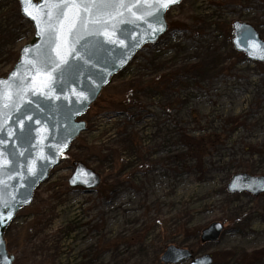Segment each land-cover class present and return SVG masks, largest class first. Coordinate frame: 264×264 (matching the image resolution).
Returning <instances> with one entry per match:
<instances>
[{"label": "rangeland", "instance_id": "1", "mask_svg": "<svg viewBox=\"0 0 264 264\" xmlns=\"http://www.w3.org/2000/svg\"><path fill=\"white\" fill-rule=\"evenodd\" d=\"M166 20L6 231L13 264H164L169 246L264 264V194L227 190L239 173L264 177V63L233 44L236 21L264 41V0H182ZM35 40L19 3L0 0V78ZM79 166L96 188L70 185ZM215 222L219 240L201 243Z\"/></svg>", "mask_w": 264, "mask_h": 264}, {"label": "water", "instance_id": "2", "mask_svg": "<svg viewBox=\"0 0 264 264\" xmlns=\"http://www.w3.org/2000/svg\"><path fill=\"white\" fill-rule=\"evenodd\" d=\"M16 1L21 15L33 25L36 40L21 48L11 72L0 78L6 82L0 85V201L14 209L10 218L8 208L0 212L4 218L0 223V264H13L6 231L19 211L32 204L36 190L48 181L73 142L87 130L82 118L113 77L146 45L157 43L167 33L166 14L182 2L176 0L161 10L156 0H119L91 8L87 22L82 23L83 9L77 4L32 0L28 8L34 20L24 12L21 0ZM65 7L64 19L58 23L57 13ZM97 10L100 14L93 15ZM233 29L235 49L252 61L264 63V41L256 29L239 21L234 22ZM25 48L32 50L27 57ZM22 58L23 67L13 77ZM99 183V176L84 166H79L70 180L71 186L89 190ZM227 189L231 194L246 192L258 197L264 194V177L239 173ZM223 230L221 223H212L202 231L201 242H217ZM161 262L213 264V259L208 254L195 257L190 250L169 246Z\"/></svg>", "mask_w": 264, "mask_h": 264}, {"label": "snow or ice", "instance_id": "3", "mask_svg": "<svg viewBox=\"0 0 264 264\" xmlns=\"http://www.w3.org/2000/svg\"><path fill=\"white\" fill-rule=\"evenodd\" d=\"M32 0H21L22 5L24 6L23 10L24 12L29 15L32 16V18L35 20L36 17L33 15V12L29 11L28 5L31 4ZM46 3H59V4H64L66 6H71L72 4H77L80 7H82L83 9V13L84 15L80 18L82 23H86L87 19H88V14L90 12V9L95 7L96 5H101V4H112V3H118L119 0H45ZM176 2V0H156V3L158 4V6L160 7L161 10L167 8V6L171 3ZM35 7V6H33ZM67 11V7L61 9L58 13H57V22L60 23L63 21L64 19V14ZM50 14V13H49ZM100 12L99 10H97V12L93 13V15H99ZM40 25L39 23H37V28L39 29ZM50 28L55 27V25H49ZM162 30V28H161ZM38 35H39V31H38ZM51 35V34H50ZM246 39V37H245ZM32 50L29 48H25L24 49V55L25 57L28 56V54L31 52ZM24 64V60L22 58L21 60V64L18 66L17 70L15 72L12 73V76L15 77L18 72L20 71V68L23 67ZM6 82L3 80H0V85L5 84ZM4 208H8V217H11V212L12 210H14L13 208L9 207L8 205L4 204L2 201H0V212L3 211ZM4 222V218L3 215H0V223Z\"/></svg>", "mask_w": 264, "mask_h": 264}, {"label": "bare ground", "instance_id": "4", "mask_svg": "<svg viewBox=\"0 0 264 264\" xmlns=\"http://www.w3.org/2000/svg\"><path fill=\"white\" fill-rule=\"evenodd\" d=\"M238 231L240 232V233H242V234H245V235H251L252 234V231L250 230H247V229H244L243 231H241V228L239 227L238 228Z\"/></svg>", "mask_w": 264, "mask_h": 264}, {"label": "flooded vegetation", "instance_id": "5", "mask_svg": "<svg viewBox=\"0 0 264 264\" xmlns=\"http://www.w3.org/2000/svg\"><path fill=\"white\" fill-rule=\"evenodd\" d=\"M168 13V12H167ZM167 15V14H166ZM167 21V20H166Z\"/></svg>", "mask_w": 264, "mask_h": 264}, {"label": "trees", "instance_id": "6", "mask_svg": "<svg viewBox=\"0 0 264 264\" xmlns=\"http://www.w3.org/2000/svg\"><path fill=\"white\" fill-rule=\"evenodd\" d=\"M18 59V58H17Z\"/></svg>", "mask_w": 264, "mask_h": 264}]
</instances>
